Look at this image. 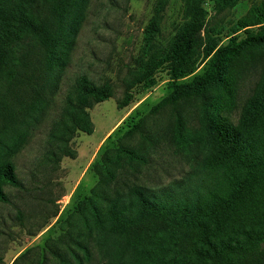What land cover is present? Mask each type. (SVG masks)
<instances>
[{"label": "trees", "instance_id": "1", "mask_svg": "<svg viewBox=\"0 0 264 264\" xmlns=\"http://www.w3.org/2000/svg\"><path fill=\"white\" fill-rule=\"evenodd\" d=\"M79 1L0 0V70L30 68L29 48L44 70L57 62L58 51L63 61ZM179 1L183 21L164 49L152 51L158 12L167 2L157 0V15L144 29V57L119 104L130 102L133 85L154 86L162 69L170 92L103 152L98 183L75 206L67 230L49 243V256L34 264H264V137L252 133L264 124V94L255 87L245 92L262 61L264 7L253 5L221 45L206 4L218 13L238 0ZM22 44L26 50L17 54ZM202 63V72L180 81ZM73 93L61 125L91 132L85 108L109 98L112 87L81 75ZM207 134L214 147L206 152ZM144 146L150 153H139ZM49 154L54 159L55 151ZM171 162L189 170L160 188L175 176ZM6 186H21L10 161L0 165V202L9 201ZM100 233L122 243L128 257L109 259Z\"/></svg>", "mask_w": 264, "mask_h": 264}, {"label": "rangeland", "instance_id": "2", "mask_svg": "<svg viewBox=\"0 0 264 264\" xmlns=\"http://www.w3.org/2000/svg\"><path fill=\"white\" fill-rule=\"evenodd\" d=\"M253 5L264 7V0H238L218 13L207 2L208 24L221 29L215 36L221 45L228 42L226 35ZM155 15L157 0H80L70 13L72 35L63 61L58 51L57 62L44 70L29 48L30 68L14 67L11 73L0 70V165L12 162L21 181L20 187L6 186L9 201L0 202V264H10L26 251L21 264H34V260L49 256V243L56 242L67 230L66 221L75 206L98 183L103 152L114 148L124 131L147 116L151 107L170 92L169 75L162 69L156 72L154 86L143 90L141 85H133L130 102L119 104L127 84L135 77L139 59L144 57V29ZM182 21V3L167 0L158 12L152 51L164 49ZM26 47L22 44L17 54L23 55ZM257 49L263 53L259 55L262 61L256 76L245 86L248 94L254 93V87L257 94H264V45ZM204 65L180 81L190 80L203 71ZM81 75L112 87L109 98L85 108L91 132L67 131L61 125L70 109L68 97L74 95ZM237 115L232 116L233 121ZM252 133L264 137V124ZM137 143L135 140L132 145ZM213 147L214 141L207 134L206 152ZM51 150L55 151L54 159ZM139 153L148 154L150 149L144 146ZM169 166L175 167V176H166L160 188L189 170L184 163L171 162ZM98 237L109 259L128 257L122 243L101 233Z\"/></svg>", "mask_w": 264, "mask_h": 264}]
</instances>
